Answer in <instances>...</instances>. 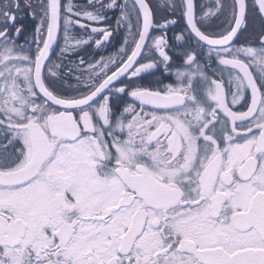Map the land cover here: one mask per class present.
<instances>
[{
	"label": "snow or ice",
	"instance_id": "obj_1",
	"mask_svg": "<svg viewBox=\"0 0 264 264\" xmlns=\"http://www.w3.org/2000/svg\"><path fill=\"white\" fill-rule=\"evenodd\" d=\"M0 264H264V0H0Z\"/></svg>",
	"mask_w": 264,
	"mask_h": 264
},
{
	"label": "flooded vegetation",
	"instance_id": "obj_2",
	"mask_svg": "<svg viewBox=\"0 0 264 264\" xmlns=\"http://www.w3.org/2000/svg\"><path fill=\"white\" fill-rule=\"evenodd\" d=\"M78 3H83L84 0H77ZM198 3H209L210 0H197ZM111 15V14H110ZM115 17L113 16V23H114ZM24 23L27 24L29 26V28L32 27V25L34 24V21L31 20L30 17H28L27 15H25V19H24ZM156 34H160L159 31L157 30ZM173 35L172 31L168 32V37L170 38V42L171 41V37ZM124 37V32L123 30H121L117 35H116V40L114 41V43L116 44L117 47H119L120 43L122 42ZM21 42H23V40L21 39ZM62 42V41H61ZM109 51H113V49H110ZM102 55H106L107 53H100ZM171 54V53H170ZM177 63H179V61H177ZM161 72L162 69L160 71L156 72V75L151 77V79L156 80V79H164V77L161 76ZM165 76L167 77L166 79H164V83H170L173 81L174 76L170 75V74H165Z\"/></svg>",
	"mask_w": 264,
	"mask_h": 264
}]
</instances>
